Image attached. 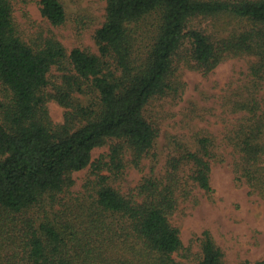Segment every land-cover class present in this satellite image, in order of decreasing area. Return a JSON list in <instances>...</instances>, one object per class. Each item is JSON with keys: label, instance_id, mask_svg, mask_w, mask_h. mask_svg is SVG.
<instances>
[{"label": "trees", "instance_id": "trees-1", "mask_svg": "<svg viewBox=\"0 0 264 264\" xmlns=\"http://www.w3.org/2000/svg\"><path fill=\"white\" fill-rule=\"evenodd\" d=\"M40 4L52 25L65 22L59 0ZM13 12L10 0H0V84L7 91L0 100V264H184L173 256L185 246L169 217L191 191L180 176L182 164L191 166L196 187L212 191L206 158L214 154L207 139L198 152L173 157L165 176L145 178L138 195H124L102 175L85 215L65 218L66 207L37 224L29 213L46 204L53 207L57 196L74 185L72 172L88 167L93 150L108 138L128 143L137 163L153 147L158 130L143 111L155 95L175 89L170 76L186 42L205 72L227 54L258 56V65L252 66L257 88L264 80V0H107L106 21L95 35L98 54L80 48L68 53L55 37L29 44ZM199 17L233 18L243 26L215 39L190 26ZM149 19L152 27L140 34L135 24ZM140 37L150 39L142 56L137 55ZM54 66L64 72V84L47 94ZM85 86L98 95L100 109L75 101L73 93H85ZM50 98L68 109L61 124L51 120ZM236 111L246 113L228 138L237 154L235 180L264 197V95L251 91L236 103ZM121 153V143L112 147L111 165L118 170ZM96 167L102 168L101 161ZM223 256L205 231L197 264H223Z\"/></svg>", "mask_w": 264, "mask_h": 264}, {"label": "rangeland", "instance_id": "rangeland-1", "mask_svg": "<svg viewBox=\"0 0 264 264\" xmlns=\"http://www.w3.org/2000/svg\"><path fill=\"white\" fill-rule=\"evenodd\" d=\"M10 1L14 9V22L25 42L33 44L55 37L63 43L68 53L75 48L99 53L95 35L106 21L107 0H59L66 12L65 22L59 26L52 25L42 15L40 0ZM152 23L153 20L149 19L135 26L141 34V30L152 27ZM190 26L203 28L213 38L219 39V34L240 30L243 24L233 18L216 20L199 17ZM149 41V38L143 40L140 37L137 55L145 53ZM182 51L181 58L175 60V68L170 76L175 89L155 95L143 111L144 118L158 130L153 147L137 163L128 143L122 139L108 138L105 145L93 150L92 162L88 167L72 172L74 185L57 196L53 207L46 204L41 209L31 210L29 215L36 219L37 224L45 216L53 218L54 212L66 211V207L69 211L65 218L74 219L89 212L88 207L94 200L102 175L107 177L108 185L124 195H138V188L145 178L165 176L170 171L169 162L173 157L198 152L201 140L207 139L214 154L213 158H206L211 161L212 191L208 193L196 187L190 177L191 166L182 164L180 176L191 191L187 198L180 199L177 209L169 217L171 223L179 228L185 246V250L173 256L181 263L197 264L202 259L203 233L209 231L223 251V264L245 261L253 264L264 259V197L251 193L245 183L236 182L232 162L237 154L228 139L246 113L236 111V103L249 97L251 91L257 97L264 95V80L254 88L256 77L252 74V66L258 65L259 58L254 54H227L214 69L205 72L196 65L188 42ZM63 74L60 68H52L45 93L55 92V86L64 84ZM84 88L85 93H73L75 101L100 109L98 95L86 86ZM6 93L0 84V100L4 99ZM47 107L53 123L65 121L66 107L53 98L49 99ZM120 143L123 165L118 170L112 167L110 154L112 147ZM98 160L101 161V169L96 167ZM115 221L120 222L121 218L116 216ZM96 264L113 263L98 261Z\"/></svg>", "mask_w": 264, "mask_h": 264}]
</instances>
